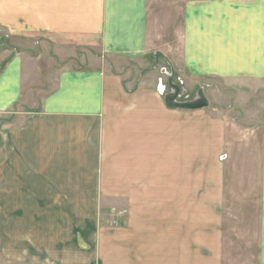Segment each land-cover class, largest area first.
<instances>
[{
  "label": "crops",
  "instance_id": "obj_1",
  "mask_svg": "<svg viewBox=\"0 0 264 264\" xmlns=\"http://www.w3.org/2000/svg\"><path fill=\"white\" fill-rule=\"evenodd\" d=\"M181 19L179 51L161 52L148 34L147 0H0V31L11 39L151 55L174 73L264 75V0H192ZM2 51L0 117L16 123L0 127V264H229L235 256L246 264L243 253L247 264H264V153L240 156L237 186L224 185L202 111L169 109L152 80L130 85L91 57L89 67L58 71L39 105L21 112L36 62ZM232 195L243 220L225 230L247 227L230 248L220 214ZM113 206L128 210L122 243L116 231L85 225V210ZM79 238L94 243L87 257Z\"/></svg>",
  "mask_w": 264,
  "mask_h": 264
},
{
  "label": "rangeland",
  "instance_id": "obj_2",
  "mask_svg": "<svg viewBox=\"0 0 264 264\" xmlns=\"http://www.w3.org/2000/svg\"><path fill=\"white\" fill-rule=\"evenodd\" d=\"M188 1L192 0H147L148 34L152 40L157 38L158 41L163 42L155 45V48L160 49L161 52L170 50L168 44L175 52L179 51L174 34L180 29L182 9ZM0 40H3L2 45L4 47L0 51L3 53L2 50L4 49L6 56L10 53L12 55L23 53L26 57L35 59L36 62L37 76L35 80H31L32 87L30 86V89L24 92L22 96L19 105V111L21 112H23L24 105H34L36 107L39 105L44 94L53 87L58 71L83 66L89 67L90 57L95 63L98 60L99 64H103L101 66H105V71L116 73L122 79L130 78V85L136 84L139 80L146 82L152 80L156 94L161 95L159 92L161 86L164 87V93L170 92L167 86L170 70L164 66L161 60L154 65L155 62L151 55L133 59L119 56L104 57V55H100L99 50H83L71 45L68 46V44L54 48L51 43H48L49 41L39 36L11 39L3 31H0ZM83 58L85 61L82 60ZM175 72H173V81L179 85L180 89L185 90L184 93H181L179 101L189 102L194 100L197 93L200 92L208 102V106L199 111L203 112L201 116L212 123V132L215 137L211 162L214 167L213 171L214 173L218 172L220 175L222 171L226 173H223L224 185L237 186L236 180L239 178L234 176L238 173L236 171L237 159L242 157L251 158V156L254 157L258 153H264V75L259 79H220L215 76L185 74L178 68ZM125 81L126 79H124ZM13 119L10 116L0 117V127L1 125H13L16 123V120L12 121ZM222 155H226L227 160H219ZM250 164L252 163L250 162ZM228 173L231 177L228 176ZM244 174L247 175L248 171H245ZM230 199L233 202L228 200L226 204L232 206V208H223L220 216L224 220L222 242L233 248V240H231L233 234H237L238 230L240 232L246 230L247 225L245 224L244 228L241 229L225 230L227 225L235 223L237 218L240 221L243 220L240 214L234 215L237 208L235 203L237 204L239 200L233 195ZM218 212L220 213L221 210L218 209ZM246 212L251 211L246 209ZM84 216L85 225L88 224L87 228L92 229L93 224L96 223L98 229L116 231L118 243L124 242V229L128 221V210L124 206L89 209L85 210ZM249 219L250 216L246 215L244 221L248 222ZM86 234L90 236L91 232L87 231ZM79 241L84 247L81 251L85 252L81 253L84 254L83 256L86 254L87 257L93 252L94 243L92 240L85 241L84 238H79ZM229 255L232 256L233 252ZM241 257L243 263L246 264L252 260L250 255H246V253H243ZM41 261L43 262V260ZM228 262L229 264H236L238 258L235 256L233 260H228ZM94 264H97V262L94 261Z\"/></svg>",
  "mask_w": 264,
  "mask_h": 264
},
{
  "label": "water",
  "instance_id": "obj_3",
  "mask_svg": "<svg viewBox=\"0 0 264 264\" xmlns=\"http://www.w3.org/2000/svg\"><path fill=\"white\" fill-rule=\"evenodd\" d=\"M169 70L171 73L168 75L167 84L170 89V92L164 97L165 105L169 109L197 111L202 110L208 106V102L203 98L200 92L197 93L194 100H191L189 102L179 101L181 93H184V90L182 91L179 86L173 82L174 74L172 68L169 67Z\"/></svg>",
  "mask_w": 264,
  "mask_h": 264
},
{
  "label": "built area",
  "instance_id": "obj_4",
  "mask_svg": "<svg viewBox=\"0 0 264 264\" xmlns=\"http://www.w3.org/2000/svg\"><path fill=\"white\" fill-rule=\"evenodd\" d=\"M159 92L161 93V95L164 93V87L161 86V88L159 89Z\"/></svg>",
  "mask_w": 264,
  "mask_h": 264
}]
</instances>
